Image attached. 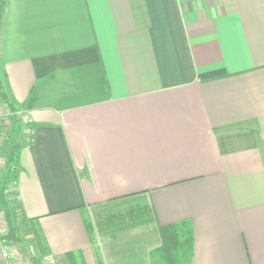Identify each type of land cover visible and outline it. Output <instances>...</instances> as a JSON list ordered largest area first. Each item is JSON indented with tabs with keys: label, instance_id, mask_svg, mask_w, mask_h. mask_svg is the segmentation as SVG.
Instances as JSON below:
<instances>
[{
	"label": "crops",
	"instance_id": "obj_1",
	"mask_svg": "<svg viewBox=\"0 0 264 264\" xmlns=\"http://www.w3.org/2000/svg\"><path fill=\"white\" fill-rule=\"evenodd\" d=\"M2 2L36 254L165 264L164 243L191 236L190 264H264V0ZM127 199L129 232L96 237L89 207Z\"/></svg>",
	"mask_w": 264,
	"mask_h": 264
},
{
	"label": "rangeland",
	"instance_id": "obj_2",
	"mask_svg": "<svg viewBox=\"0 0 264 264\" xmlns=\"http://www.w3.org/2000/svg\"><path fill=\"white\" fill-rule=\"evenodd\" d=\"M16 116L18 121L15 123L12 118ZM31 132V126L28 120L23 119L21 112L17 110L11 113L7 110L3 112L0 126V235L6 232V221H9L17 229L18 235L23 239L29 252L32 254L33 249L36 254L38 251L35 239L24 224L17 203L15 178L13 177L17 171V163L13 160V156L10 155V153L12 155L15 154L17 145L21 146L24 143V134L31 136ZM134 202L127 199L89 207L86 215L89 224L92 227L95 226L96 231L94 233L96 237L102 233V229H105V226H109L110 232L118 233V235L129 232L127 230L129 228L126 226H129L137 219L136 214L139 211L136 209L138 204ZM117 227L125 229L117 230ZM42 255H35L36 258H39V263ZM0 256L7 264L15 262L28 264L19 250L8 243L0 244Z\"/></svg>",
	"mask_w": 264,
	"mask_h": 264
},
{
	"label": "trees",
	"instance_id": "obj_3",
	"mask_svg": "<svg viewBox=\"0 0 264 264\" xmlns=\"http://www.w3.org/2000/svg\"><path fill=\"white\" fill-rule=\"evenodd\" d=\"M3 6L2 0H0V10ZM0 101L5 110L9 113L15 112L17 110L16 106L10 101L8 95L6 94L0 75ZM13 122H17V116L12 118ZM21 146L17 145L15 154L13 156V160L16 162L18 158V150ZM16 177V174L13 176ZM161 230V229H160ZM34 235L37 237V231L34 232ZM34 236V237H35ZM38 239V238H37ZM165 240H163V243ZM0 243L1 245L4 243H8L12 245L14 248L19 250L25 261H29L31 264H40L39 259L31 256L28 248L25 246L23 239L18 235L17 229L12 226L9 221H6V232L0 235ZM164 249L166 253L165 264H190V257L192 252V237L189 236L184 240H179L178 237L172 238V236L164 243ZM182 248V249H180Z\"/></svg>",
	"mask_w": 264,
	"mask_h": 264
},
{
	"label": "built area",
	"instance_id": "obj_4",
	"mask_svg": "<svg viewBox=\"0 0 264 264\" xmlns=\"http://www.w3.org/2000/svg\"><path fill=\"white\" fill-rule=\"evenodd\" d=\"M3 112H5V110H4V108L1 104V101H0V126L2 123ZM40 263L41 264H60L59 261L51 254H43L40 258ZM11 264H24V262H21V263L15 262V263H11Z\"/></svg>",
	"mask_w": 264,
	"mask_h": 264
},
{
	"label": "water",
	"instance_id": "obj_5",
	"mask_svg": "<svg viewBox=\"0 0 264 264\" xmlns=\"http://www.w3.org/2000/svg\"><path fill=\"white\" fill-rule=\"evenodd\" d=\"M1 244V243H0Z\"/></svg>",
	"mask_w": 264,
	"mask_h": 264
}]
</instances>
